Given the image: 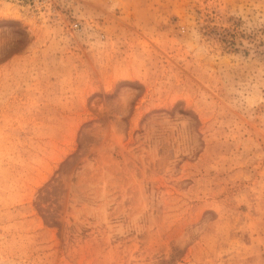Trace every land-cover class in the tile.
<instances>
[{"label":"rangeland","instance_id":"rangeland-1","mask_svg":"<svg viewBox=\"0 0 264 264\" xmlns=\"http://www.w3.org/2000/svg\"><path fill=\"white\" fill-rule=\"evenodd\" d=\"M0 0V264H264V0Z\"/></svg>","mask_w":264,"mask_h":264},{"label":"built area","instance_id":"built-area-1","mask_svg":"<svg viewBox=\"0 0 264 264\" xmlns=\"http://www.w3.org/2000/svg\"><path fill=\"white\" fill-rule=\"evenodd\" d=\"M22 6H25L29 11L37 14H44L48 16L61 15L62 9H69L72 13L73 22L71 28L74 31L81 30V20L73 11L75 7H83L84 0H17Z\"/></svg>","mask_w":264,"mask_h":264}]
</instances>
